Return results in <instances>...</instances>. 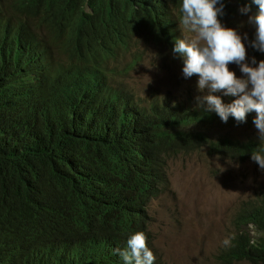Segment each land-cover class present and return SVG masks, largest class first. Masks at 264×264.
I'll return each instance as SVG.
<instances>
[{
  "label": "trees",
  "instance_id": "obj_1",
  "mask_svg": "<svg viewBox=\"0 0 264 264\" xmlns=\"http://www.w3.org/2000/svg\"><path fill=\"white\" fill-rule=\"evenodd\" d=\"M223 3L224 26L236 8ZM180 9L181 0H0V264H28L61 238L144 232L151 250L147 208L168 184L170 158L204 144L240 158L262 153L254 140L191 130L197 113L181 105L149 111L109 84L110 64L138 35L175 44ZM37 42L52 49L55 71L34 104L13 70L30 63ZM233 224L220 264H264V241L251 243L247 230L264 232V193Z\"/></svg>",
  "mask_w": 264,
  "mask_h": 264
},
{
  "label": "clouds",
  "instance_id": "obj_2",
  "mask_svg": "<svg viewBox=\"0 0 264 264\" xmlns=\"http://www.w3.org/2000/svg\"><path fill=\"white\" fill-rule=\"evenodd\" d=\"M229 2L232 5V0H229ZM251 2L259 8V11L237 3L240 5L239 9L242 14L249 11L254 13V15L249 16L247 22L255 26V39H250L249 44L252 53L256 55L258 51L264 52V0H251ZM7 7L11 10L9 2ZM223 8V0H181L180 30L175 44L170 43V46H168L158 42L151 36H146L144 33L138 35L133 41L131 49L120 53L114 58L113 64H110L111 77L109 78V84L113 89L119 90L129 97L135 105L149 111H153L155 108L162 109L166 103L181 105L186 110L197 113L198 119L190 126L191 130L202 132L211 140H216L220 137L240 141L254 140L258 144L257 149L262 152L254 151L251 152L249 157L240 158L236 154L210 153L207 149V144H204L193 151L176 155L194 152L204 147L209 154L224 155L239 162H244L248 159L253 160L261 169H264V60H260L257 64L256 58L252 57L251 63L247 62L246 46L241 34L234 28L225 27L233 20L234 16L224 26L218 19V16L223 14ZM185 31L194 35H183ZM244 39H247V33H244ZM146 42L153 43L163 49L174 52L176 56L184 58L183 75L185 78H190L194 74L198 75L197 88L200 91L208 89V94L202 98L207 102L208 107L193 108L185 103L173 102L169 99L142 101L130 89L119 83L120 73L125 72L120 69V60L124 57L132 56V62L128 67L134 68V66L139 65L143 61L144 55L138 51L134 52V49ZM51 58L52 49L43 43L37 42L33 46L30 63L16 66L13 70L14 75L18 74L19 83L23 88H27L31 92L30 102L34 104L43 101L47 86L53 77L55 66ZM137 60L138 62L136 63ZM10 63H12V60H10ZM232 63L239 65L241 72L244 74L243 77H237L235 72L229 69V64ZM219 91H222L224 95L237 98L231 103L225 104L220 96L212 94ZM220 118L225 123L228 122L235 125L254 123L259 137L238 139L225 135H215L216 137L213 138V134L205 131L202 125L214 123ZM173 158L175 157L170 158L167 162L165 171L168 184L162 189L160 196L170 187L167 168L169 161ZM263 193L264 190L260 191L253 201L259 199ZM251 200H244L241 203L234 220L241 208L245 204L251 203ZM151 202L147 208L151 250L147 245V237L144 232H136L125 239L105 235L85 244L61 238L53 243L47 253L37 257H28L25 261L28 264H162L150 232L149 207ZM233 228L234 237L236 233L234 224ZM247 230L251 243L258 244L264 241V232H258L252 224L248 225ZM255 232L260 233L262 236L257 238L254 235ZM231 240L226 238L222 242L223 248L230 246ZM217 255L216 260L220 264ZM241 261L253 264L252 261L247 259L235 260L234 264Z\"/></svg>",
  "mask_w": 264,
  "mask_h": 264
},
{
  "label": "rangeland",
  "instance_id": "obj_3",
  "mask_svg": "<svg viewBox=\"0 0 264 264\" xmlns=\"http://www.w3.org/2000/svg\"><path fill=\"white\" fill-rule=\"evenodd\" d=\"M238 10L225 27L241 34L246 46L247 62L255 57L257 64L264 60V52L252 53L249 40L255 39V26L248 24L253 12L242 14ZM247 33V39H244ZM194 35L183 32V35ZM144 55L143 61L129 68L132 56L120 60L119 83L130 89L138 99L153 101L169 99L193 108L207 106L202 98L208 89L197 88L198 75L185 78L184 58L153 43H142L134 52ZM127 69V70H126ZM237 77H243L239 65L229 64ZM229 104L237 97L212 93ZM200 98V99H198ZM202 128L216 136L238 139L259 137L252 124H230L218 119ZM216 135V136H215ZM167 175L170 187L149 207L150 232L162 264H218L216 255L223 249V241L234 235L233 220L244 200L254 199L264 190V169L253 160L239 162L224 155L209 154L201 149L176 155L168 163ZM258 238L262 235L255 232ZM237 264H249L241 261Z\"/></svg>",
  "mask_w": 264,
  "mask_h": 264
},
{
  "label": "bare ground",
  "instance_id": "obj_4",
  "mask_svg": "<svg viewBox=\"0 0 264 264\" xmlns=\"http://www.w3.org/2000/svg\"><path fill=\"white\" fill-rule=\"evenodd\" d=\"M250 1V0H247V2ZM256 11H259V8L258 7H255L254 8ZM103 81H104V78H103Z\"/></svg>",
  "mask_w": 264,
  "mask_h": 264
}]
</instances>
